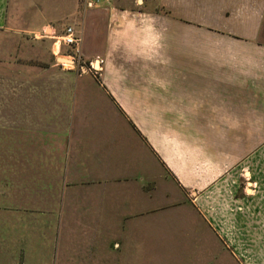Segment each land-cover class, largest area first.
I'll list each match as a JSON object with an SVG mask.
<instances>
[{"label": "crops", "instance_id": "crops-1", "mask_svg": "<svg viewBox=\"0 0 264 264\" xmlns=\"http://www.w3.org/2000/svg\"><path fill=\"white\" fill-rule=\"evenodd\" d=\"M155 6L0 0V246L17 263L264 264V34L203 47L199 1ZM203 134L241 143L218 154Z\"/></svg>", "mask_w": 264, "mask_h": 264}, {"label": "rangeland", "instance_id": "rangeland-1", "mask_svg": "<svg viewBox=\"0 0 264 264\" xmlns=\"http://www.w3.org/2000/svg\"><path fill=\"white\" fill-rule=\"evenodd\" d=\"M155 1V7L154 9L157 12H163L161 6H160V0H154ZM159 1V2H158ZM182 3L189 8V11L192 13L193 4L197 1L200 2V16H201V28L202 32H208L211 33L213 37H216L217 40H214L212 36H210V39H205V36L203 34V47H213L215 46V42L217 43V47L219 50H234L241 49L242 47H245L242 43H239L238 40H233L232 35L233 33L242 34L244 32L253 34L256 32L259 35L264 34V3L258 2L257 0H181ZM234 4V6H233ZM236 4V5H235ZM192 9V10H191ZM165 12V11H164ZM197 13V8H196ZM245 17V19L249 20V23H243L242 18ZM255 33V34H256ZM235 36V35H234ZM11 40H5L4 42L10 43ZM246 41V40H245ZM248 41V40H247ZM14 42V41H12ZM249 42H255L263 44L261 45L264 47V39L259 40H251ZM0 43H3V41H0ZM19 43V41H18ZM77 54V53H76ZM72 58L75 60L77 59L76 55H72ZM221 59L225 60V56L220 57ZM241 63V62H240ZM66 63H64V66ZM69 67V64H67ZM17 68V66L13 65ZM20 69L22 66H19ZM11 75L12 73H8ZM264 75L261 73L260 77H263ZM264 83V77L263 81ZM213 122V121H212ZM219 124H221V121H218ZM229 123H235V121H228ZM263 124L264 121H258V120H251V126L252 127H258L259 125ZM220 127V125H218ZM221 131V130H220ZM199 140L203 143V147L206 145H209L211 147V150H218V154L220 150H223L222 144H226V151L228 150V146L231 148L230 145H237L241 139L240 136H224V135H218V136H211V135H201ZM245 139V137H243ZM249 157L253 155V153L261 148L264 145V135H250L249 136ZM206 143V144H205ZM230 144V145H229ZM240 145V144H239ZM208 147V146H206ZM247 160L245 157L243 160H241L240 163H244ZM243 182H248L246 178H243ZM251 183V181L249 182ZM256 190L254 187H251L249 191ZM3 217L0 215V224L3 221ZM1 243V241H0ZM5 250L2 249L0 246V264H29V263H17L16 261L19 259L16 256H13V254L10 253V251L3 252ZM231 256V255H230ZM232 258V256H231ZM228 259L230 261V264H239L235 258ZM23 260V258L21 259Z\"/></svg>", "mask_w": 264, "mask_h": 264}, {"label": "clouds", "instance_id": "clouds-1", "mask_svg": "<svg viewBox=\"0 0 264 264\" xmlns=\"http://www.w3.org/2000/svg\"><path fill=\"white\" fill-rule=\"evenodd\" d=\"M159 46V38L153 37L151 40H144L142 42V47L146 49V51L142 52L140 55L142 58L147 60L153 59V57L157 54V48Z\"/></svg>", "mask_w": 264, "mask_h": 264}, {"label": "built area", "instance_id": "built-area-1", "mask_svg": "<svg viewBox=\"0 0 264 264\" xmlns=\"http://www.w3.org/2000/svg\"><path fill=\"white\" fill-rule=\"evenodd\" d=\"M101 1L105 2V1H108V0H101ZM64 42H65L66 45H68L70 47H76V49H77V46H78L80 40L75 37L73 29L69 28L67 30V36L65 37Z\"/></svg>", "mask_w": 264, "mask_h": 264}, {"label": "water", "instance_id": "water-1", "mask_svg": "<svg viewBox=\"0 0 264 264\" xmlns=\"http://www.w3.org/2000/svg\"><path fill=\"white\" fill-rule=\"evenodd\" d=\"M59 62L64 64V63H67V64H74V62L72 60H67V61H64L63 59H59Z\"/></svg>", "mask_w": 264, "mask_h": 264}, {"label": "bare ground", "instance_id": "bare-ground-1", "mask_svg": "<svg viewBox=\"0 0 264 264\" xmlns=\"http://www.w3.org/2000/svg\"><path fill=\"white\" fill-rule=\"evenodd\" d=\"M62 59H63L64 61H67V60H69V59H65V58H62ZM65 67H68V66H67V63H66V65H65Z\"/></svg>", "mask_w": 264, "mask_h": 264}]
</instances>
